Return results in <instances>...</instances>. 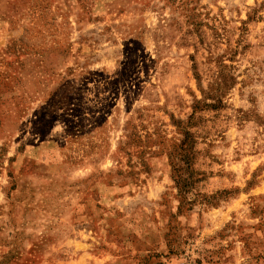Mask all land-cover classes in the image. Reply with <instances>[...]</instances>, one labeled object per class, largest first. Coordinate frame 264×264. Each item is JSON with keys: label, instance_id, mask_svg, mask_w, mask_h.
Returning <instances> with one entry per match:
<instances>
[{"label": "rangeland", "instance_id": "rangeland-1", "mask_svg": "<svg viewBox=\"0 0 264 264\" xmlns=\"http://www.w3.org/2000/svg\"><path fill=\"white\" fill-rule=\"evenodd\" d=\"M0 264H264V0H0Z\"/></svg>", "mask_w": 264, "mask_h": 264}]
</instances>
